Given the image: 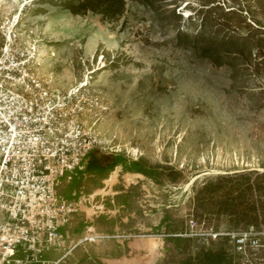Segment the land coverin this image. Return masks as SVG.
I'll return each instance as SVG.
<instances>
[{"label":"rangeland","instance_id":"374dc122","mask_svg":"<svg viewBox=\"0 0 264 264\" xmlns=\"http://www.w3.org/2000/svg\"><path fill=\"white\" fill-rule=\"evenodd\" d=\"M0 5V52L10 35L59 89L98 70L103 151L158 170L130 264L231 263L230 235L264 226V0H35L12 30L18 5Z\"/></svg>","mask_w":264,"mask_h":264},{"label":"built area","instance_id":"2783aa9c","mask_svg":"<svg viewBox=\"0 0 264 264\" xmlns=\"http://www.w3.org/2000/svg\"><path fill=\"white\" fill-rule=\"evenodd\" d=\"M10 43L0 52V264H49L43 254L61 245L75 210L57 186L89 152L103 151L97 124L106 108L89 85L53 86L22 64L32 54L18 60ZM230 236L234 264H264V226Z\"/></svg>","mask_w":264,"mask_h":264},{"label":"crops","instance_id":"0c3cea01","mask_svg":"<svg viewBox=\"0 0 264 264\" xmlns=\"http://www.w3.org/2000/svg\"><path fill=\"white\" fill-rule=\"evenodd\" d=\"M157 174L145 158L128 152H89L57 186L59 196L75 210L60 228L61 245L43 254V260L49 264H130L139 249L134 240L140 229L134 220L137 185L143 179L155 180ZM93 236L103 238L84 241Z\"/></svg>","mask_w":264,"mask_h":264},{"label":"bare ground","instance_id":"6f19581e","mask_svg":"<svg viewBox=\"0 0 264 264\" xmlns=\"http://www.w3.org/2000/svg\"><path fill=\"white\" fill-rule=\"evenodd\" d=\"M18 1L19 0H13V2L18 5V8H17L16 13H15L16 17H15L14 22L9 25L10 26L8 28L9 30L15 29V28H17L18 26L21 25V15H23V13H24L25 9L27 8V6H29L35 0H22L20 2H18ZM2 8H3V6L0 5V13H1ZM23 33L25 34L26 31L23 30ZM8 42H12L11 39H9ZM39 56H41V57L46 56V53L45 52H40V55ZM32 60H34L37 63L41 62L40 61L41 59L39 57L37 58L34 55V56L31 57V59H28V60H25L24 62H22V64H27L28 62L33 63L34 61H32ZM97 71L98 70L91 71L90 73H88V75L86 77H84L79 82V84H81L82 87L89 85V80L91 79L90 74L95 73ZM121 150H122L121 147H119V150L118 151H121ZM127 150L129 151V153L134 154V155H137L136 153L139 152L136 148H133V147H128ZM261 170L264 171L263 168H261ZM198 178H199V175L193 177L191 179V181H189L188 183L185 184V189H189L195 183V181ZM152 246L154 247L155 246V243H152Z\"/></svg>","mask_w":264,"mask_h":264},{"label":"trees","instance_id":"16d2710c","mask_svg":"<svg viewBox=\"0 0 264 264\" xmlns=\"http://www.w3.org/2000/svg\"><path fill=\"white\" fill-rule=\"evenodd\" d=\"M245 176L246 175H238V173H236L234 176H232V177H223L222 179H227V180H229V179H231V178H233V179H235V180H237V179H239V178H245ZM253 188L255 189H257V187L254 185V183H251V182H249L248 184H247V192H249V193H251V195H252V192H253ZM255 200H253L252 199V202H254ZM178 241H180V239H175V242H176V244L178 243ZM228 261H230L231 263H228V264H232L233 263V258L230 256V259H227Z\"/></svg>","mask_w":264,"mask_h":264}]
</instances>
